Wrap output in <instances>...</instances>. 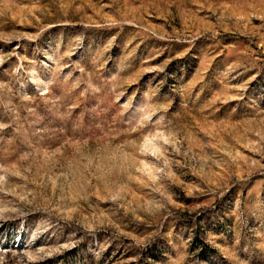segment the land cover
<instances>
[{"label": "rangeland", "instance_id": "1", "mask_svg": "<svg viewBox=\"0 0 264 264\" xmlns=\"http://www.w3.org/2000/svg\"><path fill=\"white\" fill-rule=\"evenodd\" d=\"M0 264H264V0H0Z\"/></svg>", "mask_w": 264, "mask_h": 264}]
</instances>
